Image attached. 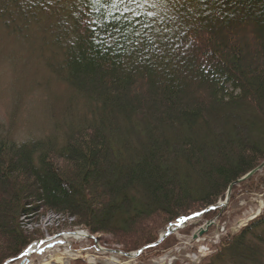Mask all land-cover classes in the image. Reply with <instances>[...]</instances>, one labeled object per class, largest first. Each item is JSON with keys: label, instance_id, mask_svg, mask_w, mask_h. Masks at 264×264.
<instances>
[{"label": "trees", "instance_id": "trees-1", "mask_svg": "<svg viewBox=\"0 0 264 264\" xmlns=\"http://www.w3.org/2000/svg\"><path fill=\"white\" fill-rule=\"evenodd\" d=\"M0 35L29 42L65 104L82 110L40 140L18 143L1 124L0 200L17 208L0 213V264L36 239L19 220L38 211L110 235L125 253L144 248L156 234L123 241L128 228L213 206L264 162V0H0ZM144 104L196 105L159 117ZM235 144V164L202 159ZM246 184L264 188V177ZM263 232L264 215L201 264H264Z\"/></svg>", "mask_w": 264, "mask_h": 264}, {"label": "rangeland", "instance_id": "rangeland-1", "mask_svg": "<svg viewBox=\"0 0 264 264\" xmlns=\"http://www.w3.org/2000/svg\"><path fill=\"white\" fill-rule=\"evenodd\" d=\"M66 96L65 89L53 83L29 42L0 35V126L2 124L10 128L18 143L28 139L40 140L52 134L57 136L60 131L56 129L60 127V122H63V118H68L67 112H64L66 110L73 113L72 115L82 114L81 105L65 104ZM157 105L144 104V107L158 108L161 112L159 117L165 113L178 117L179 113L188 112L196 104H160L161 107ZM205 105L207 110L215 106ZM231 149L223 148L217 155H213V152L204 153L202 159L212 157V160H208L212 164H235L240 155L239 150L236 144ZM193 169L196 177L203 183L205 174L200 173L196 164ZM259 175L264 177V169ZM171 177L169 174L166 175L167 180ZM242 183L232 188L225 206L215 209L214 212L209 211L213 212L209 215L207 212L205 216L187 222L182 229L169 236L171 238L167 240V247H161L153 252L145 250L132 259L109 252L125 253L121 246L112 244L110 235L90 234L84 228L72 227L76 220L68 216L52 212H35L19 220V227L30 235L37 236L28 247L46 240L43 248H37L36 252L27 258V263L25 262L27 256L18 257L28 247L16 258L3 264L11 260L9 264H201L215 254L224 239L238 234L257 217L264 215V188H257L256 184ZM102 192L103 188L94 197L101 196ZM225 195L217 203H224ZM1 200L0 213L9 212L15 217L17 206L12 198L4 194ZM202 211L191 210L190 213H194L187 217ZM179 220L163 224L165 219L156 216L144 223L140 222L139 227L137 224L128 228L122 240L126 241L131 236L137 238L138 235L145 234L143 232L145 229L152 235L156 234L158 239L170 225L176 224ZM74 232H79L82 239L63 238V235ZM84 233L92 238H88ZM141 249L127 254H134ZM193 256H196V260Z\"/></svg>", "mask_w": 264, "mask_h": 264}, {"label": "water", "instance_id": "water-1", "mask_svg": "<svg viewBox=\"0 0 264 264\" xmlns=\"http://www.w3.org/2000/svg\"><path fill=\"white\" fill-rule=\"evenodd\" d=\"M264 169V163H262L261 165H259L258 167H256L255 169H253L251 172H249L248 174H246L245 176H243L242 178H240L239 180L235 181L234 183H232L228 189H227V192H226V195H225V199H224V203H217L213 206H210L208 208H206L205 210H203L201 213L199 214H193L191 215L190 217L188 218H184L182 219L181 221H179L178 223L176 224H172L170 225L158 238V240L156 242H154L153 244H150L144 248H142L141 250L137 251L136 253L134 254H125V253H122V252H119V251H109L110 253H113V254H116V255H121L123 257H126L128 259H132V258H136L138 257L139 255L142 254L143 251L147 250V249H151V248H155L157 247L159 244H161L166 238H168L169 236L175 234L177 231H179L180 229H182L187 222H190V221H193L195 219H197L198 217L204 215L205 213L209 212V211H213L219 207H223L226 205V203L228 202V199H229V195H230V192L232 190V188L246 180H248L249 178L255 176L257 173H259L260 171H262ZM75 234H78V235H81L79 232H74V233H69L68 235H75ZM85 234V233H84ZM85 236H87V234H85ZM59 237V236H58ZM88 238H92L91 236H87ZM195 238V237H194ZM49 241V240H47ZM44 243H46V240L45 241H40V242H37L35 243V249L34 250H30V252L28 253V256L26 257L25 259V262L27 263L28 262V257H30L32 255V253L36 252L35 250L37 248H43L42 246L44 245ZM29 248V247H28ZM24 256V252L18 257V258H22ZM11 261H9L8 263L6 264H9Z\"/></svg>", "mask_w": 264, "mask_h": 264}, {"label": "snow or ice", "instance_id": "snow-or-ice-1", "mask_svg": "<svg viewBox=\"0 0 264 264\" xmlns=\"http://www.w3.org/2000/svg\"><path fill=\"white\" fill-rule=\"evenodd\" d=\"M94 3L100 4L102 0H93ZM147 3L148 0H108V3L111 5V7L116 8L120 4L130 5V4H136L141 5V3Z\"/></svg>", "mask_w": 264, "mask_h": 264}, {"label": "bare ground", "instance_id": "bare-ground-1", "mask_svg": "<svg viewBox=\"0 0 264 264\" xmlns=\"http://www.w3.org/2000/svg\"><path fill=\"white\" fill-rule=\"evenodd\" d=\"M70 237H72V238H74V239H76V240H80V239H82V237H81V235H78V234H75V235H72V236H68V235H63V238L64 239H68V238H70ZM84 237V236H83ZM66 241V240H65ZM61 242V241H60ZM34 247H35V245L33 246H30L29 248H27L25 251H24V256H28V253L30 252V250H33L34 249ZM39 252H42V251H39ZM23 256V257H24ZM53 258V257H52Z\"/></svg>", "mask_w": 264, "mask_h": 264}, {"label": "built area", "instance_id": "built-area-1", "mask_svg": "<svg viewBox=\"0 0 264 264\" xmlns=\"http://www.w3.org/2000/svg\"><path fill=\"white\" fill-rule=\"evenodd\" d=\"M202 248L205 249L204 247H202ZM198 251H200V250H198ZM193 259L196 260V256H193Z\"/></svg>", "mask_w": 264, "mask_h": 264}]
</instances>
